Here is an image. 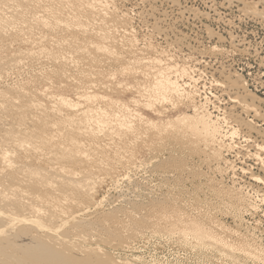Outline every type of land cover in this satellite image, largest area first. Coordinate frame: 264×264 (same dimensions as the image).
<instances>
[{"label": "rangeland", "instance_id": "374dc122", "mask_svg": "<svg viewBox=\"0 0 264 264\" xmlns=\"http://www.w3.org/2000/svg\"><path fill=\"white\" fill-rule=\"evenodd\" d=\"M168 1L169 0H155V2L154 0H113V2L110 1L111 4L110 6L111 7L115 6V8H117L118 14H123V12L127 13V16L129 17L131 23L130 25L132 26L131 33L134 36H136V38L138 39V43L140 44L141 47L144 46L147 47L149 45L148 43L150 42L149 47L151 46L152 49L156 48L154 50L157 51L165 50L163 55H165L166 53L168 57L170 58L172 57L171 58L172 61L169 60L170 58L167 59L168 57L166 59L169 60V62L171 63L173 62V65L175 64H179V65L184 64L186 66L192 65L191 66L192 69L194 70L198 69V71L196 70L197 73L195 72V75L197 74L196 77L197 76L200 77V74L203 73V75L201 74V77L198 82H196L195 84L193 83L194 85L191 83L192 88L191 86H189L188 87L189 89L191 88L193 90L197 86L196 88L199 87L198 89L204 91L201 92L202 95L207 94V92L213 89L214 86L210 85V83H212L211 82L212 77H210L211 74L203 72V68L209 70L210 72L212 71L211 73L214 72L216 77L222 78L225 75L230 76L231 68L233 66L234 68L232 69H237L241 71L242 74L249 79V82L251 83L250 88L253 90L256 96L262 98L259 103L260 105L259 109L264 111V88L259 87L257 83H255L256 82L255 79L256 77L259 76V73L264 77V66L261 65V59H264V18L254 15H249L248 17L246 16L244 17V15H242L241 13L242 11L238 10L241 7L240 4L242 5L241 0H235L234 2L231 3L229 2V0H227L228 2L225 0H170L169 2ZM212 3L214 4L212 5ZM186 7L187 8L189 7V9H187ZM192 7L197 9L196 10L192 9ZM259 7L264 13V0H262L261 5H259ZM182 9L185 10V12H183ZM194 10L196 12L198 11L197 14H195ZM188 11H192V12L188 13ZM152 24L153 26L156 25L159 26L160 28L159 27L154 28ZM10 32L7 33L5 36L3 35L0 36V72L1 70H3L0 73L1 74L0 103L4 104L3 108L2 107H1L2 109L0 108L1 110L0 120L6 121V123L3 124V126H0V144H2L3 140L1 139H3V136H5V134L7 137L11 138L13 136L16 139L19 138L17 136L21 137L24 136L25 134L27 137L29 135L28 139H30V142L28 141V139H26L27 142L24 143L23 146L18 145L17 147L14 146V144L9 146H3L11 150L10 157L14 163L13 166L7 165L3 161L4 159L2 158V151L0 149V193L1 194H4L5 192V195H7L8 197L13 195L14 197L19 198L17 196L19 195V192L20 193L25 192L27 194L26 195L27 198L26 199L23 198L24 201L39 202L38 199L39 200L41 199L37 194H39L40 192L42 193L45 188H48L49 185H47L46 182L49 181L50 183L55 181L54 184L58 186L57 181L60 179V174H63L60 172H59L60 174H57L58 172H53L50 170L51 166H58L57 160L49 161L47 159V156H44L45 154L46 155L47 154H51V155L79 154V156H82L85 151L87 152H85L84 154L87 153L91 155L93 154L95 155L94 152L97 151L96 154H111L110 157L112 155L114 156H112L110 160L108 158L104 159L105 160L103 161L104 163L102 161L101 163L96 160L94 163H92L93 165L92 164L86 165L83 162H80L79 164V162H74L73 160H70L68 158L64 159V162L66 164L67 170L73 172H77L78 170L81 171V172L78 171L80 174L79 175L80 179H82L81 176H88V175L90 176V179L88 181L89 187L86 189L89 194L88 195L89 200L86 204V207H88V209L83 213L91 219V223L88 226L90 227L89 230L91 232L100 234L101 237L103 238L101 241H99L98 245L94 246L92 244L93 247L95 248L97 247L98 250L100 251L103 250L107 254L112 249H118L119 251L124 253V255L125 253L128 254L129 257H126L125 255L122 258L119 257L118 259L113 258L116 261L119 260L118 262H120L121 264H230L226 260L225 261L222 260L219 253L213 249L207 248L204 251V253H202L203 256L201 253H194L192 250L190 249L188 250L185 247L186 245L184 246L182 243L185 239L184 236L180 234V232L178 233L176 231L174 233L175 235L174 234L166 235L167 232L163 235H159L158 231L155 232V229L154 230L152 229L153 231H151L152 227L149 229L148 228L145 229L148 231L143 230L145 227L144 228L142 227L141 229L140 220L145 215H146L145 217L151 219L153 223L158 224V226L156 227L158 229L159 226L162 228L171 225V223H176V222H177L176 224L180 225L181 223H179L178 221H183V223L186 221L188 222L191 219L197 218L193 216H197L200 213L202 215L203 214L206 215L208 212L206 210L210 209L211 214L209 212L208 214L217 216L219 219L218 222L220 221L221 224L223 223L222 226H224V228L226 229L228 228V230L231 231L232 234L233 232L236 234V235L233 234L231 236V233H228L229 235L227 234V236H229L228 237L229 240L236 239L238 234L240 236L247 234L250 236H254L256 238V240L260 243L259 248L260 247L264 248V206L262 202L260 200L257 201V203L263 207V208L261 207V210L257 214L244 212L243 217L245 218V220L242 223L240 222L237 223L235 219H233L234 217L232 215H229V213H226L225 211H224L225 213H222L223 209L221 205L218 204V202L216 201L213 191L214 189L217 190L218 192L221 191V193L224 195L233 194V191L235 190L236 187H237L236 189H238L239 187L241 188L242 186V189H244L245 193L246 192L250 193V195H252L253 198L256 199L257 196H255L253 192L254 191L253 187H258V185L257 184H254L256 186L251 185L250 182H254V181H252L249 178L250 174L243 173L242 168L240 169L242 165L243 167L245 166L247 169L249 168L248 170L258 173V171H260L258 170V166L260 165L258 163H253L255 162L253 161V159L249 157L244 158L243 155L241 156V154L239 155L233 152L231 154H228L226 157L227 159H229V161L233 162L235 166H237L236 167L237 170L230 171L228 173L226 172L224 173L220 171L217 172L216 169L211 167L210 164L212 162H210L209 164L208 162L205 161L206 156L204 154H198V155L179 154L178 152H176V150L178 149L177 148L175 149L174 148L175 146L173 144H170V140L181 142L180 140L182 139L184 141V144L186 142H191L193 140L191 136H188V141H187V139L185 138V136H183L182 133L176 135L172 133L170 135L171 131L167 130L165 131L164 134H162V136L159 137L160 143L163 147L159 144H156L157 146L154 145L148 147L143 145L144 143L140 138H138V133L136 134V131L134 133H131V131L126 133L127 137H125L123 134H120L121 132H119L121 128H116V126L113 128L112 125L105 126V124H101L100 128L98 129L99 124H97L94 121V119H92V115H95L97 113L96 111L99 107H103L108 111L111 110L112 112L113 110H116L115 106L111 104V102L113 103L114 101L110 99H113L115 101H120L123 103H130L132 107H135V103L132 102L133 98L134 99L139 98V100L142 99L140 98L141 94L139 93V88L150 84V82L153 79L152 72L153 70L157 69L155 68L153 63L149 61V59L141 60L143 64L141 62H135L134 59L131 58L132 56L128 55L127 53H124V51H122L123 53L119 52L122 50L121 44L120 45L111 44L105 40L96 39L94 36H91L89 34L85 35L79 32H73L71 30H67L65 32L62 31V33H60V31L53 32L51 36L49 34L47 35L42 28H37L34 31L36 35L32 36L33 38H29L27 35L26 36L19 35L13 33L12 31ZM40 34L41 35L45 34L46 36V38L43 39L41 42L38 41L36 37L39 36ZM120 34L121 33H118V37ZM232 35L237 36L236 38H238V36L245 37L248 40L252 41L251 43L252 45H254L253 48L256 50L258 49L257 51H259V56H255V57L252 56L249 58L248 56L241 57L238 54L236 55L233 51L237 50V48H240L242 46L237 45L238 42L232 41ZM53 37L57 39H61L63 41L62 44L58 45L57 47L56 46L57 44L55 45L56 42L52 41ZM25 40L26 42H24ZM27 40H29L30 42ZM31 41H34V43ZM91 42H94L92 44L107 46L109 49L110 48L116 49L119 53H121L123 58L120 59V57H118L117 60L114 58V55L113 57H111L112 55L110 54V52H108V56H107V51L105 52L102 50L103 53L101 50L97 51L95 45L90 46ZM36 47H39L41 49ZM43 47L45 48V51H47V53L51 52L50 54L52 56L54 55L53 57L59 56L61 55V53L63 54L69 52L70 48H74L76 60H78L77 61L78 65L68 69L63 65V63L62 64L59 63V61L61 62L60 59H57L58 62H56V60L52 62V60L50 61V59L49 60L48 58L46 59L45 56L41 55L44 59H42L41 56L38 57L40 55L38 51H42V49H44ZM213 48H217V50H214ZM76 49H78V52L81 51L80 54L76 51ZM82 49L84 50V52ZM219 50L221 51L223 50L224 52L223 51L221 52ZM33 51L35 52L32 55L33 58L30 56L29 58H27V55H25V53L26 52L31 53ZM20 53L23 56L25 55L26 58H22L23 56ZM49 53L46 56H48ZM76 53H78L79 55ZM34 54L35 55L39 54L38 56L36 55L38 58ZM170 54L171 56H169ZM235 56L236 59L238 60L235 59L232 64L231 62L229 63L228 61ZM150 57H152V54H150ZM39 58L41 59L39 60ZM106 58L108 61L106 60ZM85 60H87L88 62ZM205 62H207L208 64L207 63L205 64ZM218 64H220V66H218ZM230 64L232 66H230ZM255 65L256 67H254ZM251 66H253V68H251ZM258 66L261 68L259 69ZM226 69H229L230 71ZM250 69H252V71ZM219 70L221 71V74ZM226 71L227 72L229 71L230 73H227ZM232 71L234 72V70ZM91 83L93 84L91 85ZM203 84H205L207 88L204 87L205 89H203L204 86ZM25 90L26 92H24ZM46 94L50 96L55 95V96L65 97L67 99L72 100L71 102L76 103V105L75 107L73 106L72 108V106L69 107L70 105L68 104L65 105L66 107L63 106L65 103L62 101L58 102L59 104L53 103L46 97ZM88 94L89 95L91 94L92 96L96 95L97 98L95 97L94 98L97 100L90 99L89 102V99L87 97ZM208 95L211 96L210 94ZM218 95H220L222 99H224V97L227 98L226 95L221 96V92L219 91H218ZM77 96L82 97V99L80 98V100H78L79 97ZM103 98L105 99L107 98V99L104 100ZM34 99H36L37 101ZM212 99L214 100V98ZM109 100L111 102H109ZM224 101L227 102H223V103L229 102L228 99ZM27 102L28 105L30 104L29 105L30 107L27 106L26 104ZM34 102L35 105L32 104ZM37 102H39L41 106L40 105L38 106ZM82 103L83 104L86 103L88 105H83ZM92 103L94 104V106ZM109 104L110 106H107ZM42 106H43L42 108L43 110H46V108H48L47 111L49 110L50 112L42 111L41 109ZM139 107L142 108L141 106ZM110 108H112L113 110ZM50 109H52L53 112ZM56 109L62 111L64 115L66 114L67 115L65 117L64 116L61 117V119L59 120V118H57L54 115L56 111H58ZM74 109L75 110L77 109L76 112ZM88 109L90 110L88 111ZM181 109L185 110L186 107L184 105L183 106L180 105L175 108L171 107L169 111L172 115H174V114H179V111ZM79 110L84 111V113L81 112L80 114L74 115L77 112H79ZM147 112L150 113V111ZM6 116L8 117L9 121L6 120L7 119ZM67 116L70 118L72 116L74 120L70 118L69 119L66 118ZM88 116H90L89 117L90 119L88 118ZM243 116L246 117L245 114H243ZM36 119L39 121H37ZM71 120L72 122L76 121V123H74L76 124V126L73 125V123L71 125L70 122H68ZM50 122L51 123L53 122L52 123L53 127L51 129L49 128L52 125ZM61 122L63 125H61ZM80 122L81 123L84 122V123L81 124ZM92 123L94 124L96 123L97 125H91ZM258 123L259 126L264 128V122L262 120H260V122ZM78 124H81L83 126ZM86 124L88 125L90 124V126L92 127L90 128V126H87L88 129L83 132V128L85 127ZM259 126H257V128H259ZM87 127H85V129ZM79 128L80 129L82 128L81 133H83V135H81L79 131L75 132V129L80 130ZM67 129H69L70 132H68L69 130L67 131ZM72 129H74V131ZM117 129H119V131ZM46 131L47 133H45ZM86 132L88 133V135L86 134ZM122 132L124 133L125 131L122 130ZM38 134L40 135L42 140L41 138L39 139V137L36 136ZM253 134L255 140L259 141L263 137L264 131H260V132L254 131ZM44 135H46V137ZM70 135L76 138H73ZM82 136L84 137L97 136L95 139L97 143H99L98 145L99 146L102 145L103 147L106 146V148H104V150L102 146L101 149L98 146L97 147L99 149L93 148V146L95 147L97 144L95 139L94 138L90 139V137L88 138L86 137V140L83 141L85 138ZM47 137H49V139ZM71 138L74 139V142L73 139ZM45 139L48 141H46ZM61 139H65L64 141H66V139L68 140L67 142L64 143ZM92 139H94L93 140L94 142L92 141ZM109 139L110 141H112V143L109 141ZM124 139L126 140V142L124 141ZM49 140L52 142H49ZM75 140H77V142L79 141V143L78 144L75 143L76 142ZM38 141L41 143H39ZM104 141L105 142L109 141V143L112 144L110 146L113 149L108 151L107 145H109V143L108 142L105 143ZM240 141L241 143L243 142L242 144L246 143L245 141H242V139H239V142ZM88 142H90V144H92L93 146H90ZM67 143H71L70 146L71 148L66 147L65 144ZM114 143L115 145L118 146H114ZM72 144L74 146H76L75 144H77L80 145L81 147L76 146L77 148H74ZM69 145L67 144V146ZM187 145L188 144H185L186 147ZM110 146L109 149L111 148ZM0 147L2 146L0 145ZM115 147H118L120 149V150L118 148L115 149L116 152L117 151L119 152L117 153L115 152L114 150ZM160 147H162L164 151H162ZM242 147L244 148L245 145ZM169 148L171 149V152L170 150H168ZM78 149L81 151H78ZM159 150H161L162 152L161 151L159 152ZM173 151L176 153H174ZM112 152H115L116 154L115 153L112 154ZM121 152L123 153L120 154ZM25 154H28L30 156L26 158ZM35 154L41 156L42 158H40V160H37V155ZM118 154L120 155V157H118L119 156ZM151 154L159 155V159H157V161L154 160L153 163L151 164L154 169H152V166L150 167L148 166L150 164H147V167L145 166L146 164L145 165L141 164L143 163L144 160L150 159ZM121 155L122 156L124 155V157H122ZM111 159L114 160L115 163ZM18 165H20L21 167L20 166L18 167ZM182 167H184V171L182 170L183 169ZM24 169H26V171ZM43 170L45 173L43 172ZM142 170L145 172H143ZM35 171L38 172L36 173ZM38 175L40 177H38ZM26 176H28V178H26ZM41 176H44V178H42ZM42 180L44 181V183ZM40 186H42L41 189ZM14 189H16L17 191H15ZM28 192L30 193L28 194ZM45 193H47V190L45 191ZM189 198L191 201L189 200ZM207 198L211 201V205H209L210 201L207 200ZM197 201L201 203L199 204L197 203ZM183 210L186 212H184ZM212 211H214L215 213L213 212L212 214ZM79 215L82 216V214ZM161 216H163L162 218L163 221L161 220ZM151 221H149L148 223L151 224L152 223ZM158 222H160V225ZM236 228H238V231L240 230V232H235L234 230H236ZM253 232L254 234H252ZM137 235L138 237L136 239ZM155 235H159V237H155ZM117 237H119L121 240H119ZM140 237H142L144 240L143 239H142L143 241L140 240L139 239ZM114 238H117L116 239L117 241H115ZM125 238L128 240H126ZM131 238H133V241ZM129 241L130 243H128ZM109 257L111 256L109 255ZM262 257L264 260V254Z\"/></svg>", "mask_w": 264, "mask_h": 264}, {"label": "bare ground", "instance_id": "6f19581e", "mask_svg": "<svg viewBox=\"0 0 264 264\" xmlns=\"http://www.w3.org/2000/svg\"><path fill=\"white\" fill-rule=\"evenodd\" d=\"M110 1L113 2V0H0V36L1 35L5 36L7 33L12 31L13 33H16L19 35H24V36L27 35L29 38H33L32 36L36 35L34 31L37 28H42L47 35L49 34L51 36H52L53 32H59L60 31V33H62V31L65 32L67 30H71L73 32H79V33L85 34V35L89 34L91 36H94L96 39L105 40L111 44H119V45L121 44L122 50L119 52L124 51V53H127L128 55L132 56L131 58H133L135 62H141L142 63L141 60L149 59V61H151L153 63V65L155 66V68H157V69L153 70V72H152L153 79L150 82V84L142 86L139 88V93L141 94V97L140 96L139 97L142 99L139 100L138 97H137L138 99L133 98L132 102L135 103V107H132V105L130 103H123L120 101H115L113 99H110V100L114 101L112 103L109 100V102H111V104H113L115 106L116 110H113L112 108H110L113 110V112H112L110 109H109L110 111H108L107 109H105L103 107H99L96 111L97 113L96 114L94 113L95 115H92V119H94V121L97 124H99L98 129L100 128L101 124H105V126L106 125H108V126L112 125L113 128L116 126V128H121L120 131H119V129H117V130L119 132H121L120 134H123L125 137H127L126 133H128L130 131H131V133H134L136 131V134L138 133V138H140L142 140V142L144 143L143 145L148 146V147L154 146V145L157 146L156 144L161 145L159 137L162 136V134H164L165 131H167V130L171 131L170 135L172 133H174L175 135L182 133L183 136H185V138L187 139V141H188V136H191L193 138V140L191 142L185 143V144H188L187 147L185 146L184 141L182 139L180 140L181 142L170 140V144H173L175 146L174 148L178 149V150H176V152H178L179 154H194V155L195 154H197V155L198 154H204L206 156L205 161L208 162L209 164H210V162H212L210 165L212 168L216 169L217 172L220 171V172L228 173L230 171H236L237 170L236 169L237 166H235V164L233 162L229 161V159H227V157H226L228 154H231L233 152H235V154H239V155L241 154V156L243 155L244 158L249 157V158L253 159V161H255L253 163H258L260 165V166H258V170H260V171H258V173L250 171V170H248L249 168L247 169L245 166H244L245 167L244 168L242 165H241L240 169L242 168L243 173H249L250 174L249 178L252 181H254V182H250L251 185H253V186H256L254 184L258 185V187H253L254 188L253 192H254L255 196H257V198H259V199H257V198L254 199L253 196L250 195V193H247V192L245 193L244 189H242V186H241V188L239 187L238 189H236L237 188L236 187L235 190L233 191V194L224 195L221 193V191L218 192L215 189L213 191H214V197H215L216 201L218 202V204L221 205V207L223 209L222 213H225V212L229 213V215H232L234 217L233 218L231 216L233 219H235V221L237 223L238 222L242 223L245 220V218L243 217L244 212L257 214L261 210V207H262L261 205H259L257 203V201L260 200L264 206V176H263V174H264V135L262 134L263 137L261 138V140L257 141V140H255L253 132L254 131H258V132L264 131V128H262L261 126L258 125L259 124L258 122H260V120H262L264 122V111L259 109V107H260L259 103H260L262 98L256 96V94L250 88L251 83L249 82V79L246 78L242 74L241 71H239L237 69H232L234 67L231 64L236 59V56L232 57L228 61L229 63L231 62L230 66H232V68H231V73L229 72L230 71L229 69H226V70H229L228 72L227 71L226 72L230 73V76L225 75L224 76L225 78L222 76H221L222 78H218L215 76L214 72L211 73L212 71L210 72L209 70H206L205 68H203V72L211 74L210 77H212V79H211L212 83H210V85L211 86L213 85L214 87H213V89L210 88L213 91L209 90L207 92V94L204 93L205 95H202L201 92H204V91L203 90L201 91L200 89H198L199 87L196 88L197 86L195 87V89L192 90L191 89L192 88L191 83L195 84L196 82H198L200 77H201V74L203 75V73L200 74V77H198V76L196 77L197 74L195 75V72H196V70L198 71V69H195V70L192 69V67H191L192 65L191 66H189V65L186 66L184 64L173 65V62L172 63L169 62V60H171L172 57L171 58L168 57V55L166 53H165V55H163L165 50L164 51L163 50L157 51V50H154L156 48L152 49L151 46L149 47L150 42L148 43L149 45L147 44L148 45L147 47H145V46L141 47L140 44L138 43V39L136 38V36H134L131 33L132 32V30H131L132 26L130 25L131 23H130L129 17L127 16V13L123 12V14H118L117 8H115V6H113V7L110 6L111 5ZM225 1H227V0H225ZM234 1L235 0H229L230 3L234 2ZM154 2H155V0H154ZM241 2H242V5L240 4L241 7L238 10L242 11L241 13H242V15H244V17L245 16L248 17L249 15H254V16L264 18V13L262 12V10L259 7V5H261L262 0H241ZM213 4L214 3H212V5ZM187 9H189V7ZM192 9H195V8L192 7ZM182 11L185 12V10H183V9H182ZM189 12H192V11H188V13ZM197 12L195 11V14H197ZM216 13H218V12H216ZM200 14H201V12H200ZM152 26H153V24H152ZM153 27L158 28L159 26L155 25ZM157 31H158V29H157ZM118 33H121L119 35V37H118ZM37 34H39V33H37ZM244 34H246V33H244ZM36 37H37L38 41H40V42L46 38L45 34L44 35L40 34L39 36H36ZM236 37L237 36L232 35V41L233 42L236 41V42H238L237 45L242 46L240 48H237V50L233 51L236 55L238 54L241 57L242 56H248L249 58L252 56L253 57L259 56V51H257L258 49L256 50L253 48L254 45H252V43H251L252 41L248 40L245 37H241V36H238V38H236ZM27 41H29V40H27ZM52 41L56 42L55 45L57 44L56 45L57 47H58V45H61L63 42L61 39H57L55 37L52 38ZM24 42H26V40ZM31 42L34 43V41H31ZM92 43H94V42H91L90 46L95 45L96 46L95 48H97V51H100V50L101 51L103 50L105 52L107 51V56H108V52H110V54L112 56L111 55H109V56L113 57V55H114V58L117 60H118V57H120V59L123 58L121 53H119L116 49H113V48L109 49L107 46H103V45H99V44H92ZM61 47H59V48H61ZM36 48H39V47H36ZM39 49H41V48H39ZM213 49L217 50V48H213ZM213 49H211V50H213ZM57 51H59V50H57ZM76 51L78 52V49H76ZM103 51H102V53H103ZM219 51H221V50H219ZM80 52H78V53L80 54ZM83 52H84V50H83ZM202 52H203V50H202ZM33 53H35V52L34 51L31 53L26 52L25 55H27V58H29V56L32 57ZM38 53L40 54V55L38 54L39 56L36 54L38 57H40L41 55L45 56L46 59L48 58V60L50 59V61L52 60V62H54L55 60H56V62H58L57 59H60L61 62L59 61V63L60 64L63 63V65L65 67H67L68 69L78 65V62H77L78 60H76L74 48H70L69 52H66L63 54L60 52L61 55L55 56V57H53L54 55L52 56L50 54L51 52L50 53L48 52L51 57L49 55H48L49 57L46 56L48 53H47V51H45V48L42 49V51H38ZM45 53H47V54H45ZM78 53H76V54H78ZM150 54H152V57H150ZM210 54H211V52H210ZM18 55H19V52H18ZM25 55L24 56L22 55L23 56L22 58H26ZM55 55H57V54H55ZM105 55H106V53H105ZM86 56H88V55H86ZM169 56H171V54ZM13 58H14V56H13ZM150 58H151V60H150ZM166 58L167 59L170 58V59L167 60ZM40 59L41 58H39V60ZM42 59H44V58L42 57ZM108 59H109V57H108ZM106 60H107V58H106ZM236 60H238V59H236ZM18 61H19V59H18ZM85 61H87V60H85ZM144 62H145V60H144ZM141 63H140V65H141ZM206 63L207 62H205V64ZM238 63H240V62H238ZM100 65H102V64H100ZM258 65H259V63H258ZM261 65L264 66V59H261ZM207 66H209V65H207ZM218 66H220V64H218ZM209 67H211V66H209ZM254 67H256V65ZM251 68H253V66H251ZM260 68L261 67H259V69ZM232 70H234V72ZM241 70H242V68H241ZM250 70L252 71V69H250ZM2 71L3 70H1V72ZM4 71H6V70H4ZM214 71H215V69H214ZM216 71H218V70H216ZM223 71H222V73H223ZM219 72L221 74L220 70H219ZM147 76H148V74H147ZM0 77H1V74H0ZM69 79H70V77H69ZM255 80H256L255 83H257V85L259 87L264 88V77L262 75H260V73H259V76L256 77ZM49 83H50V81H49ZM92 84L93 83H91V85ZM203 85H204L203 89H205L204 87H206V86H205V84H203ZM189 86H191L190 89L188 88ZM96 87H95V89H96ZM218 91L221 92V96L226 95L227 98L224 97V99H222L220 97V95H218ZM24 92H26V90ZM2 93H3V91H2ZM208 94H210L211 96H209ZM81 96H83V95H81ZM46 97L53 103H58L60 101L64 102L65 104L63 106L68 104V105H70L69 107L72 106V108H73V106L75 107V105H76V103L71 102L72 100L67 99L65 97H62V96H55V95L50 96V95L46 94ZM77 97H79L78 100H80V98L82 99V97H80V96H77ZM87 97L89 99V102H90V99L97 100V99H95V98H97L96 95L92 96L91 94L90 95L88 94ZM100 97H102V96H100ZM212 98H214V100ZM103 99L106 100L107 98L106 99L103 98ZM227 99L229 102L223 103V102H227V101H224ZM34 100H36V99H34ZM30 101H33V100H30ZM84 102H85V100H84ZM37 103L39 106L40 105L39 102H37ZM79 103H81V102H79ZM26 104H27V106L30 105V104L28 105V102ZM32 104L35 105V102ZM88 104L84 103L83 105H88ZM100 105H101V102H100ZM180 105H182V106L184 105L186 107V109L185 110L181 109L179 111V114L172 115L170 113L169 109L171 107L175 108V107H178ZM3 106H4V104L0 103V108L1 107L3 108ZM93 106H94V104H93ZM107 106H110V104ZM139 106H141L142 108H140ZM42 108H43V106L41 107V109ZM82 108H83V106H82ZM47 109L48 108H46V110L42 109V111L46 112ZM50 110H52V109H50ZM56 110H58V109H56ZM76 110H75V112H76ZM85 110H86V108H85ZM89 110L90 109H88V111ZM147 111H150L151 114L148 113ZM52 112H53V110H52ZM81 112L84 113V111L79 110V112H77L74 115L80 114ZM153 114H154V116H153ZM243 114H245L246 117H244ZM54 115L57 118H59V120H60L61 117H63V116L65 117L67 114L64 115L62 111L58 110V111H56V113ZM89 115H90V113H89ZM68 116L66 118L69 119L70 117H68ZM3 117H5V116H3ZM82 117H84V116H82ZM89 117L90 116H88V118ZM6 118H7L6 120L9 121L7 116H6ZM70 119H73V117L71 116ZM37 121H39V120H37ZM68 122H70L71 125L73 123V125L76 126V124H74V123H76V121L72 122V120H71ZM5 123H6V121L0 120V126H3V124H5ZM83 123L84 122H82L81 124H83ZM96 123L95 124L92 123L91 125H97ZM81 124H78V125H81ZM24 125H25V123H24ZM61 125H63L62 122H61ZM22 126H23V124H22ZM81 126H83V125H81ZM87 126H90V124L85 125V127H87ZM257 126H259V128H257ZM43 127H44V125H43ZM52 127H53V124L49 128L51 129ZM64 127H66V126H64ZM85 127L83 128V132L88 129V127L86 129H85ZM91 127L92 126H90V128ZM76 129H75V132L79 131L80 134L83 135V133H81L82 128L81 129L79 128L80 130H76ZM39 130H41V129H39ZM68 130L69 129H67V131ZM72 130L74 131V129H72ZM122 130L125 132L123 133ZM24 131H26V130H24ZM68 132H70V130ZM39 133H40V131H39ZM45 133H47V131ZM52 134H53V131H52ZM86 134L88 135L87 132H86ZM91 135H94V134H91ZM101 135H103V134H101ZM28 136L26 137V135L24 134V136H21V137L17 136V137H19L17 139L13 136L11 138L7 137L6 134H5V136H3V139H1V140H3L2 144H0L2 147H0V149L2 151V158L4 159L3 161L7 165L13 166L14 163L10 157L11 150L9 148L3 147V146H9L12 144H14V146H17V147H18V145L23 146V144L27 142L26 139L29 138ZM36 136L39 137V139L41 138L39 134ZM44 136L46 137V135H44ZM70 136L73 137L72 135H70ZM82 137H84V136H82ZM86 137H84L85 139L83 141L86 140ZM88 137H90V139L91 138L95 139L97 136H95V137L88 136ZM102 137H104V136H102ZM30 138H31V136H30ZM47 138L49 139V137H47ZM73 138H76V137H73ZM73 138H71V139H73ZM104 138H106V137H104ZM104 138H103V140H104ZM165 138H168V137H165ZM54 139H56V138H54ZM94 139H92V141ZM110 139H109V141H110ZM239 139H242V141H245L246 143L242 144L243 142L242 143H241V141L239 142ZM41 140H42V138H41ZM50 140H49V142H52ZM61 140L65 143V142H67L68 139H66V141H64L65 139H61ZM87 140H89V139H87ZM28 141L30 142V139H28ZM46 141H48V140H46ZM75 141H76L75 143H77V144L79 143V141L78 142H77V140H75ZM95 141H96V139H95ZM109 141H106V142L104 141V142L109 143ZM124 141L126 142L125 139H124ZM73 142H74V139H73ZM110 142L112 143V141H110ZM39 143H41V142H39ZM43 143H45V142H43ZM88 143L90 144V142H88ZM96 143H97V141H96ZM111 143H109V145H107L108 151L113 149L110 146V145H112ZM67 144L68 145L70 144V145L67 146ZM67 144H65L66 147L71 146V143H67ZM77 144H75V145L80 146L81 142H80V145H77ZM98 144L99 143H97L95 147L92 144H90V146H93V148L100 147V149H101L102 145L99 146ZM54 145H56V144H54ZM129 145H130V143H129ZM244 145H245V147L243 148L242 146H244ZM72 146H74V145L72 144ZM76 146H74V148H77ZM104 146H105V144H104ZM109 146L111 147L110 149H109ZM114 146H118V145H115V143H114ZM162 147H160V148L162 151H164L162 149ZM104 148H106V146L103 147V150H104ZM117 148L118 147H115L114 150ZM46 149H48V148H46ZM157 149H159V148H157ZM161 150H159V152ZM168 150H170V152H171L170 148ZM78 151H81V150L78 149ZM85 152H87V151H85ZM96 152L97 151L94 152L95 155L93 153H92L93 155L83 153L82 156H79V154H62V155H51V154L46 155L45 154L44 156H47V159L49 161L57 160L58 166H51L50 170L53 172H58L57 174H60V173H63V174H60L59 180L56 179V180H58L57 181L58 186H56L54 184L55 181L50 182V183H49V181L46 182L47 185H49L48 188H45V189L43 188L44 191L42 193L40 192L39 194H37L41 199V200H39L37 198L39 202L24 201L23 198H25V199L27 198L26 197L27 194L25 192H21V193L19 192V195H17L19 198L14 197L13 195L8 197L7 195H5V192H4V194L0 193V264H121L120 262H118L119 260L116 261L115 259H118V257L122 258L125 255H126V257H129L128 254L125 253V255H124V253H122L118 249H112L108 253L112 257L111 258V257H109V255L105 251H103V250L100 251L97 249V247L96 248L93 247V245L94 246L98 245L99 241H101L103 238L101 237L100 234L91 232L89 230L90 227H88V226L91 223V219L83 213L88 209V207H86V204L89 200V197H88L89 194H88L86 189L89 187L88 181L90 179V176L89 175L88 176H81L82 179H80L79 178L80 174L78 172L80 170H78L77 172L69 171V170H67L66 164L64 162V159L68 158L70 160H73L74 162H79V164H80V162H83L86 165H91L96 160L98 162H101V161L103 162V161H105L104 159L108 158L110 160V158L112 156H114V155H112L110 157L111 154H96ZM115 152H116V150H115ZM115 152H112V154ZM117 152H119V151H117ZM176 152H174V153H176ZM122 153L123 152H121L120 154H122ZM126 154H124V155H126ZM158 154H155V155L151 154L150 159L144 160L143 163H141V164H143V165L146 164L145 165L146 167H147V164H150V165H148L149 167L152 166L151 164L153 163V161L154 160L157 161V159H159ZM165 154H167V153H165ZM25 155L24 156L26 158H28L30 156L28 154H25ZM32 155H34V154H32ZM35 155H37V154H35ZM124 155L123 156L121 155V156L124 157ZM17 156H18V154H17ZM115 156H117V155H115ZM118 157H120V155ZM163 157H165V156H163ZM40 158H42V157L37 155V160H40ZM119 159H121V158H119ZM112 161H114V160H112ZM114 163H115V161H114ZM245 163H247V162H245ZM157 164H155V165H157ZM253 165H255V164H253ZM19 166L20 165H18V167ZM186 166H188V165H186ZM142 168H143V166H142ZM182 168L181 169L184 171V167H182ZM78 169H79V167H78ZM152 169H154L153 166H152ZM24 170L26 171V169H24ZM43 172H44V170H43ZM139 172H141V171H139ZM143 172H145V171H143ZM82 175H83V173H82ZM44 176H41V177L44 178ZM38 177H40V176L38 175ZM26 178H28V176H26ZM30 178H32V177H30ZM43 183H44V181H43ZM52 184H54V185H52ZM90 186H91V183H90ZM41 187L42 186H40V189H41ZM220 188H222V187H220ZM232 189H233V187H232ZM14 190L17 191L16 189H14ZM25 190H27V189H25ZM46 190H47V193H45ZM29 193L30 192H28V194ZM190 198H189V200H190ZM174 199H175V197H174ZM207 200H209V199L207 198ZM194 203H195V201H194ZM197 203H199V202L197 201ZM206 205H207V203H206ZM209 205H211V201H210ZM215 209H217V208H215ZM190 210H192V209H190ZM206 211H208L211 214L210 209H208ZM218 211H221V210H218ZM184 212H186V211H184ZM208 212L206 215L205 214L202 215L201 213H200L201 214L200 215L199 212H198L199 215H197V216L192 215L193 217H197V218L189 220L190 222L186 221L183 223V221H178L179 223H181L180 225L176 224L177 223L176 222V223H171V225H168V226L162 227V228L159 226V228H158L159 230L156 228L158 226V224L153 223V221H151V219L145 217L146 216L145 215L141 218L140 225H141V229H142V227L143 228L145 227L143 230H145L147 228L149 229L152 227L151 231H153L155 229V232L158 231L159 235H163L166 232H167L166 235L167 234L173 235L176 231L178 233L180 232V234H182L184 236V239H185L182 242L183 245L184 246L186 245L185 247L188 250L189 249L192 250L194 253H201L202 254V253H204V251L207 248H209V249H213V250L217 251L219 253L221 259L224 261L226 260L230 264H264V260L262 257L264 254V248L263 247L259 248L260 243L256 240V238L254 236H250L247 234L240 236L237 233L239 236L238 235H237V237L235 236L236 239L229 240V238H228L229 236H227L228 233H231V236L233 234L234 235H236V234L234 232L232 234V232L229 231L228 228L227 229L224 228V226H222L223 223L221 224L220 221H219L220 223L218 222V220H219L218 217L210 215V214H208ZM213 212L214 211H212V214H213ZM187 213H189V212H187ZM79 214H82V216ZM163 216H161V220H162ZM190 216H191V213H190ZM187 217H189V216H187ZM185 218H186V216H185ZM170 220H172V219H170ZM149 221L152 222L151 223L152 225L150 223H148ZM157 221H158V219H157ZM158 223L160 225V222H158ZM162 224H164V223H162ZM145 231H148V230H145ZM234 231L240 232V230L238 231V228H236V230H234ZM81 232H82V234H81ZM252 234H254V232ZM122 235H123V233H122ZM138 235L136 236V239H137ZM147 235H148V233H147ZM159 235H155V237H159ZM117 238L119 240H121L119 237H117ZM117 238H114L115 241H117L116 240ZM131 239L133 241V238H131ZM139 239L142 240L143 238L140 237ZM126 240H128V239H126ZM128 243H130V241ZM202 256H203V254H202ZM113 258H115V259H113Z\"/></svg>", "mask_w": 264, "mask_h": 264}]
</instances>
